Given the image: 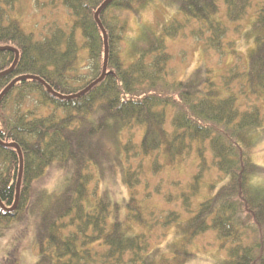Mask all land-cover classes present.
Masks as SVG:
<instances>
[{"label": "trees", "instance_id": "16d2710c", "mask_svg": "<svg viewBox=\"0 0 264 264\" xmlns=\"http://www.w3.org/2000/svg\"><path fill=\"white\" fill-rule=\"evenodd\" d=\"M52 1L69 22L51 24L38 38L0 7V94L13 82L0 98V237L29 210L38 215L34 264H185L192 240L207 232L226 249L224 264H264V167L252 159L255 135L264 133V0L247 68L237 72L244 97L259 102L250 108L237 96L223 97L220 86L226 88L229 78L221 77L219 86L207 68L170 82L166 40L193 24L190 35L206 50L219 51L228 24L245 18L251 0H161L179 18L157 32L143 26L124 56L118 46L125 15H136L151 0H109L98 18L105 0ZM98 22L107 42L103 75ZM14 144L22 161L17 199ZM193 155L196 174L177 197L186 218L174 211L162 215L160 208L154 217L139 200L143 163L152 158L156 175ZM51 167L65 174L60 190L33 194ZM212 168L218 183L200 195ZM115 174L129 191L119 203L99 186ZM170 226L176 242L153 247L152 229Z\"/></svg>", "mask_w": 264, "mask_h": 264}, {"label": "rangeland", "instance_id": "374dc122", "mask_svg": "<svg viewBox=\"0 0 264 264\" xmlns=\"http://www.w3.org/2000/svg\"><path fill=\"white\" fill-rule=\"evenodd\" d=\"M251 1V8L247 11L245 18L239 24H228L227 36L219 51L206 50L200 41L190 35L191 30L189 28L193 27V24L174 39H167V52L171 57L167 64L168 80L170 82L187 80L195 71L207 68L212 71V76L215 77L219 86L221 77H225L226 80L229 78L226 88L220 86L223 97L229 94L237 96L243 108L258 105L259 102L255 97H244L243 93L246 91L243 86L244 81L242 78L237 77V72H244L247 68L248 51L253 46L255 36L254 19L256 10L263 0ZM0 7L6 9L5 14L10 13L13 18L17 19L26 32L34 34L37 38L45 33L51 24L65 27L69 22V15L66 14L64 8L62 9L52 0H17L8 6L4 5V0H0ZM5 17L6 15L3 16V22H5ZM125 17L127 28L123 34V40L118 46L119 52L123 56L127 54L130 42L139 36L143 26L157 32L163 22L173 17L179 18L161 0H151L139 9L136 15L130 13L126 14ZM231 77L235 79L230 80ZM255 138L258 141L253 150L252 159L257 166L264 167V133H256ZM151 160L152 158L143 163L145 174L139 188V200L147 207V212L153 211L154 217H160V214L166 215L174 211L183 213L181 215L185 219L186 215H184L181 200L179 201L177 197L180 191L186 192L185 187L192 182V178L196 174L197 167L194 155L175 167L165 168L156 175L152 174ZM160 161L162 162V158H160ZM64 179V173L56 167H51L41 181L34 185L35 192L33 194L41 189L45 190L46 193L59 191ZM218 179V173L212 168L204 175L200 183V195H208L210 184L218 183ZM99 186L108 190V195L113 202L119 203L123 201L122 198L125 200L129 197V191L122 184L119 175L115 174L111 178L106 176L104 181L99 183ZM178 186L180 187L178 188ZM91 189H93V186H91ZM157 190L161 192L163 197L165 196L164 199H166V196H172L173 201L166 203L162 196L156 197L154 192ZM147 193H150L148 195L151 196L149 200L145 198ZM157 208L162 209V213ZM150 218L147 217L149 220ZM37 226L38 215L30 213L29 210L24 221L15 222L8 226L4 236L0 237V264H34L36 262ZM152 230L153 247L167 248V245L175 243L179 236L173 226L165 230H161L159 227ZM188 251L191 253L192 258L185 264H224L227 255L226 249L220 248L214 232H207L193 239L188 246Z\"/></svg>", "mask_w": 264, "mask_h": 264}, {"label": "water", "instance_id": "95a60500", "mask_svg": "<svg viewBox=\"0 0 264 264\" xmlns=\"http://www.w3.org/2000/svg\"><path fill=\"white\" fill-rule=\"evenodd\" d=\"M109 2V0H105L100 7L97 9V11L95 12V17L98 18V14L99 12L107 5V3ZM99 27L101 28L102 32H103V38H104V66H103V72L102 75L104 74V70H105V63H106V58H107V42H106V35L104 33V30L102 28V26L100 25V23L98 22ZM15 63V62H14ZM14 65V64H13ZM13 84V82L6 88L4 89V91L0 94V98L5 94L6 91H8V89L10 88V86ZM15 147V149L17 150V153L19 155L20 158V165H19V175H18V180H17V190H16V199H17V194H18V188H19V181H20V174H21V170H22V161H21V154L19 151V148L17 147V145H13Z\"/></svg>", "mask_w": 264, "mask_h": 264}]
</instances>
